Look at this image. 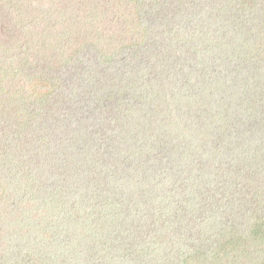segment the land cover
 Wrapping results in <instances>:
<instances>
[{
    "label": "trees",
    "instance_id": "obj_1",
    "mask_svg": "<svg viewBox=\"0 0 264 264\" xmlns=\"http://www.w3.org/2000/svg\"><path fill=\"white\" fill-rule=\"evenodd\" d=\"M64 1L66 5L62 0H0V22L3 20L4 26L9 28L6 35L0 32V176H4L6 183H3V194L0 195V264H61L57 259L63 260L64 253L53 254L60 250L68 252L64 264H76L73 263L75 258L85 260L84 264H136L138 261L139 264H264V204L254 205L256 210L250 214L251 221L244 224L240 232L230 219L224 218L221 224L213 220L197 223L199 218L209 216L208 208L223 194L229 195V190H233V194L239 192L240 201L247 203L255 197H264V156L257 158V154L248 150V142L240 140L235 142L236 147L230 146V156L223 154V144L230 145L228 130L234 128L230 124L236 126L239 120L233 118L226 106L227 99L231 98L224 93L222 80L202 83L200 77L173 82L164 77L165 81L155 83L159 74L150 75L148 68L144 69L147 71L138 70L133 75L126 74L132 82L128 91L122 88L118 92L116 84L117 89L112 84L102 85L103 90H94L98 95L95 94L93 101L89 99L91 106L103 107L97 123L99 127L90 128V133L83 132L87 130L86 126L80 130L76 120L70 124L72 120L68 119L67 113L58 112L61 118L51 124L41 117L36 129H32L33 135L37 132L35 138L25 139L20 146L16 132L11 137L1 136L5 130L1 126L5 122L15 126L16 131L29 130V121L46 107L49 95L43 90L53 92L54 87L40 65L45 52L52 47H67L71 56H77L85 48V44L77 45L78 40L87 43L90 41L88 37H100V52L106 54V42L111 46L115 39L120 40L124 31L128 35L134 30L121 22L126 16L118 11L124 8L122 2L132 7L139 4L145 9L152 2ZM158 1L162 5L167 0ZM187 1L192 6L199 2ZM210 1L216 9L208 12L207 21L198 22L193 28V36L201 38L197 45L206 44L219 29L231 33V39L238 41L237 63H244L248 68L246 73L240 68L232 83L237 90L251 85L244 94L254 86L264 105V87L260 83H251L253 77L257 81L262 78L257 62L264 55V51H258V47L264 46V22H260L259 28L255 27L256 31L248 29L246 32V21L255 22V14H260L258 0H232L228 7ZM206 2L204 0L203 5ZM157 6L156 2L149 8ZM101 9H110L113 13L108 23L111 32L101 29ZM73 10L78 12L74 14ZM135 11L141 9L136 7ZM167 19L172 22L170 29L174 36L172 28L179 24L170 16ZM238 19L244 22L239 24ZM60 22L62 26L55 31ZM230 23L236 26L234 31L228 27ZM116 26L123 27V30L119 32ZM137 31L130 36L133 40L121 45L120 50L127 46L150 51L149 45L158 43L161 35L156 32L166 30L152 26ZM62 33L67 36L64 46H60L57 40ZM57 34L60 35L55 37ZM9 35L16 40L9 41L6 37ZM175 38L178 41V35ZM115 51L119 50L106 54L110 61ZM34 56H37L38 63L33 72L25 64ZM160 56L161 53L154 57L156 65ZM235 59L232 54L225 60L232 63ZM147 60L149 62L150 58ZM116 75L122 77L121 73ZM16 77L19 79L14 82ZM118 77L107 83H117ZM170 84L173 91H168ZM167 92V97L162 96L161 93ZM37 96L40 102L44 99V107L40 102L31 107L35 101H30ZM126 96L132 98L131 104L125 103ZM136 103L145 106L143 111L148 118L145 128L140 127L139 119L132 118ZM243 107V103L235 105V109ZM159 112H163L169 122L160 120ZM151 118L153 121L149 120ZM152 133L159 143L165 135L175 139L176 145L150 161L146 155V143L154 140ZM128 137L132 142L126 145ZM31 142L32 148H29ZM185 144L188 149L193 148L191 153L187 148L186 152L183 150ZM197 148L198 153L194 151ZM159 152H163L162 146ZM215 161L223 163L219 166ZM25 162H32L33 168L32 165L26 166ZM9 175L17 180L10 181ZM29 177L35 179V184L29 183ZM219 178L223 180L218 181ZM41 180L56 184L55 192L60 198L64 192L58 187L66 188L67 203L58 206L54 215L47 213L50 204L39 209L36 205L39 201L33 196L31 202L15 196L21 188L31 193H34L32 189L44 188ZM258 180L263 185L258 186L256 192L254 187ZM187 185L190 187L186 190ZM122 195L125 196L124 203ZM97 197H105L106 212H109L106 218L98 213L90 218L91 213L88 214L95 208ZM229 202L234 206L238 199L232 198ZM119 203H123L125 213L121 212V206L117 208ZM217 217L220 216L217 214ZM59 219H67L65 226ZM197 226L204 228L199 235L191 231ZM126 243L147 245V253L139 254L137 250L139 259L125 255L122 247ZM171 246L177 253L172 259L168 257ZM164 256L165 263L161 260Z\"/></svg>",
    "mask_w": 264,
    "mask_h": 264
},
{
    "label": "rangeland",
    "instance_id": "obj_2",
    "mask_svg": "<svg viewBox=\"0 0 264 264\" xmlns=\"http://www.w3.org/2000/svg\"><path fill=\"white\" fill-rule=\"evenodd\" d=\"M62 1L63 3H65L64 0ZM144 1L147 3L149 0H144ZM203 1L204 0H199L197 5L194 4V6H192L188 3L187 0H167L166 3L162 5H159L160 3L158 0L157 1L152 0V2H149L150 4H156V2L158 3V6L155 9L149 8L150 4L147 5L148 9H145L143 6H140L139 4H136L134 7H132L131 4L130 5L128 4L127 6L125 1L122 2L124 8L119 9L118 11L119 14L124 13L126 16L124 22L122 19L121 22L124 23V25H126L127 27H130L131 29L134 30H132V34H128V35H126V32L124 31L122 36L119 37L121 41L119 39H115L111 46H109L108 42H106V44L108 45L107 47H105L106 54L108 52H112L114 49L119 50V51H115V56L114 58H112L111 61L109 58L106 57V54L102 55V53L100 52L101 50V48L99 47L100 37L96 39H91L93 37H88L90 38L88 39L90 41H88L87 43H85L81 39L78 40L77 45L85 44V48L77 56H71L70 52L66 51L67 47H61V49L52 47L50 51L45 52L44 58L40 56L41 61H43L42 63H40V65L42 68H44L43 69L44 73L48 74L46 78L50 80L51 84L53 85L54 87L53 92L52 90L49 89L43 90V92H46L49 95L47 99L49 101L46 102L47 104L44 103V99H42L40 102V98L38 96L32 101H30V102L35 101L34 105L31 107H34L37 102L42 103V106L43 105L45 106L46 104V107L39 112L37 117L29 121L28 123L29 130L24 129V131H19V130L16 131L15 126H10L7 122H5L1 126V128L5 129L1 132V136L11 137L16 132V137L18 138L16 140L19 143L18 146H20L23 144L25 139L30 137L35 138L37 132H35L33 135L32 129L33 128L36 129L37 127L36 123L38 121H41V117L46 118L48 122L51 124L61 118V115H57L58 112L67 113L68 119L72 120V123L70 124H73L74 120H76L77 125L81 127L80 130H83L84 127L86 126L87 130L84 129L83 132L90 133V131H88L90 128H94L95 126L99 127V124L97 123L102 117L100 115V112L103 107L102 105H97L95 108L91 106L90 100L93 101L95 94L98 95L94 90L96 89L103 90L102 89L103 87H101L102 85L116 84L117 88L119 86V90H118L115 85V88L117 89L118 92H120L122 88L123 90L125 89V91H128L132 85V82L128 79V76H126V74L133 75L138 70H139L138 72L147 71L144 69L148 68V72L150 75L159 74L158 75L159 78L155 81V83H160L161 81H165L164 77L167 80L170 81L173 80V82L174 81L181 82L182 80H184V78H186L187 80L188 79L193 80L195 78H200V77L201 79L199 80L202 83L206 81L208 82V81L222 80L223 86L225 87V88L223 87V91L224 93L229 94V97L231 98V100L227 99L226 106L229 107L230 112L234 115L233 118L239 120L236 126L234 123L230 124L231 126H234V128L228 130L231 134V136L229 135L227 137L229 138L230 145L226 143L223 144L222 151L224 156L225 157L230 156L232 147H236L235 142L238 143L237 140H240V141H247L248 150L251 151L252 154H257V158H262L264 156V105L259 100L260 97L257 94L259 90L255 91L254 86H252L251 89L246 94H244L247 88L251 85H247L246 87H242L237 90L235 89L232 83V81L238 76L236 72H238L240 68H242L244 73L248 71V68L244 63H237L238 49L236 46L238 41H233L231 33L230 35L226 34L223 30L220 29L215 31L212 38L204 45L198 46L197 43L201 40V38H196V36H193L194 25L197 24L198 22L202 23L205 20L207 21L208 12L214 11L216 9V6H214L210 0H207V2L204 5H203ZM215 2L217 4H223V5L226 4V6L228 7L232 2V0H215ZM258 2H259L260 14H255L256 17L255 22L246 21V23H248V26H246V32L248 29L256 31L255 27L259 28L260 22H264V12L261 10V8L264 9V0H258ZM136 7L140 8L141 11L136 12L135 11ZM221 10L223 11L222 6H221ZM73 12L74 14H76L78 10H73ZM101 12H102L101 20L103 21V25L101 26V29L111 32L112 28L110 27V29H108V27L110 26L108 23H110L113 13L111 12L110 9H107L106 11L105 9H101ZM168 16L171 17V20H177V23L179 24L177 25L176 28H172L174 30V36L172 30L170 29V27L172 26L171 24L172 22L168 21L167 19ZM242 20L238 19L239 24L244 22ZM61 26H62V22H60L59 25L54 28V30L58 31ZM152 26L157 27L160 30H166V31L163 33L161 31L156 32V34H161V35L158 43L155 44L149 43L150 44L149 48H151L150 51L139 50L138 48H128L127 46L120 50L119 47L121 45L123 44L127 45V43L133 40L130 39V36L137 34L138 33L137 30L142 29L144 27L152 28ZM228 27L232 28L233 31L236 29V26L232 25L231 23L229 24ZM116 28L119 32L123 30V27L121 26H116ZM262 30H263L262 35H264V29ZM8 31H9L8 26L7 25L4 26V22L2 20L0 22L1 34L6 35L5 33ZM107 34L109 35V32ZM58 35L60 34H57L55 37H57ZM177 35L179 37L178 41L175 38ZM6 37H8L9 41L16 40V39H12V36L10 35ZM233 37L236 39L238 38L237 36H233ZM66 38H67L66 33H62V35L57 39L59 41L60 46L65 45ZM229 40H231V43ZM33 42L34 41H32V43ZM177 42H179V46L177 45ZM32 43H30L29 46H32ZM167 45L169 46V49ZM193 45L195 47H193ZM255 45L258 47L257 44ZM198 47H203L207 49V51H202L201 48ZM258 51L263 52L264 46L261 48L258 47ZM160 53H161V56L159 57L160 61L158 60L156 65L154 62V57L158 56ZM232 54L236 56V59L232 63L227 62L225 59L228 56H231ZM36 58L37 56H34L28 63L25 64V66L29 71L34 72L35 68H37L38 60L36 61ZM149 58L150 61L148 62L147 59ZM257 64L260 65L259 72L262 78L259 81H257V79L253 77L251 78V83L252 84L260 83L264 87V55L259 57V61L257 62ZM120 73L123 77V81H121L122 77L119 78L116 75V74L119 75ZM116 77H118L117 83L115 81H113L112 83H107V81H109L111 78L115 79ZM17 79L19 78L16 77L13 81L15 82L17 81ZM173 85H175V83H173ZM162 86L163 85L160 84V87ZM173 89L174 87H172V85L170 84L168 91L171 90L173 91ZM91 91L93 93L90 95ZM161 94L162 96L167 97L169 95V92H167V94L166 93H161ZM239 98H241L242 101ZM126 99L127 100L125 101V103L128 101L131 104L132 101L130 100L132 98L126 96ZM254 102L256 103L253 106H251ZM240 103L244 104L243 109H235V105ZM144 109H145L144 104L136 103L135 106L132 108V112H131L133 119H139L138 121L139 123H141L140 127L142 128L146 127V122H147L146 120H148V118H146V113L143 111ZM158 115L160 117V120H164L163 122L166 123L168 121V119L166 118L163 112L162 113L159 112ZM3 119L5 118L3 117L2 120ZM149 120L153 121L152 118ZM236 130H238V133H236ZM74 131L77 132V129H75ZM83 136H87V135L84 134ZM151 136L155 137V134L152 133ZM158 137L160 138V136ZM158 140L159 139L156 136L154 140H149L146 143V155L148 160L150 161L157 159L160 155L164 153V151L168 152L169 149H172L176 145V143L174 142L175 139H173L171 136L163 135V140L160 141V143ZM130 141H131L130 137L126 138L125 144L129 145ZM32 142L30 143L31 146L29 148H32ZM160 146L163 147L162 153L159 152ZM196 147L194 146V148ZM186 148L187 147L185 144L183 146V150L185 151ZM187 151L191 153V151H193V148L192 149L187 148ZM194 151L197 153L200 152L199 149ZM215 163H217L220 166L223 162L215 161ZM109 164L111 165V163ZM25 165L30 167L32 165L33 168L32 162L31 164L30 162L27 163L25 162ZM85 168L89 170L87 167ZM8 179L10 181H15L17 180V177L9 175ZM28 180L29 183L35 184L34 178L29 177ZM221 180H223V178L218 179V181ZM3 183L6 184L4 176L3 177L0 176V195L3 194V187H4ZM41 185L44 188L41 187V188L32 189L34 193L28 192L26 191V189L24 190L21 188L15 192V196H17L19 199L24 198V200L27 202H31L33 196L34 199L40 202V203L39 202L36 203L39 209L41 208L45 209V206L50 204V207L47 209V213L54 215L58 209V206L64 204L66 205L67 203L65 201L67 199L66 196L67 191L65 190L66 188L61 186L58 187L59 190L65 193V194L62 193L60 198L59 196H57V192H55V188L57 189L56 184L51 185L48 181H43ZM262 185H263L262 181L258 180L257 184L254 187V190L258 192L257 191L258 186L261 187ZM189 187L190 186L187 185L186 190ZM46 188L49 190H47ZM136 190L137 189H133V191ZM233 192H234L233 190H229V195L223 194L218 202L214 203L213 206L208 208L209 216L199 218L197 223L202 222L204 220L206 222H208L209 220H213L214 222H216V224H221L220 221L223 220L224 218L226 220L230 219L231 221H234V224L237 226L236 231L240 232L241 229L243 228V225L251 221L250 214L256 210V206L254 205L264 204V197H255L254 199H252V202L247 203L240 201L242 197L241 194H239V192H236V194L235 193L233 194ZM89 195L90 194H88V196ZM232 198L238 199V202L234 204V206L229 202V200ZM97 199L99 200L96 201L95 208H93L88 214L91 213L90 218L94 213L103 215L106 218L109 212H106L107 205L105 204L106 203L105 197H97ZM121 200L124 203L125 201L124 195H122ZM226 201L228 203H225ZM123 203H119L117 208L121 206L122 207L121 212L125 213L126 211L123 208ZM125 205L127 208L130 209L128 204L125 203ZM86 212L83 215H86ZM49 214L47 216H52ZM68 214L69 213H67L66 215ZM217 214L220 216L219 218L217 217ZM66 220L67 219H63L62 221L61 219L60 224L62 226H65ZM206 229H208V227L205 228V230ZM59 231L63 234L61 230ZM191 231L192 233L194 232L197 235H199L201 234V232L204 231V228H202L201 226H197L194 230ZM175 250L176 249L171 246V250L170 252H168L169 258L172 259L173 256H176L177 253L175 252ZM63 253H64L63 260L62 258L57 259V262H62L61 264H64L66 262L64 258L67 257L68 252H66V250L64 251L60 250L53 253L55 255L57 254L62 255ZM81 257L83 258V256ZM161 260H163V262L165 263V256ZM73 263L84 264L85 260L82 259L78 261V259L75 258V261ZM136 264H139V261Z\"/></svg>",
    "mask_w": 264,
    "mask_h": 264
},
{
    "label": "clouds",
    "instance_id": "obj_3",
    "mask_svg": "<svg viewBox=\"0 0 264 264\" xmlns=\"http://www.w3.org/2000/svg\"><path fill=\"white\" fill-rule=\"evenodd\" d=\"M122 248H123V254H125V255H133V256L138 258L139 255L137 253V250L139 251V254H141V253L146 254L148 246L147 245L136 244V243H126L125 246L122 247ZM147 257L150 258V256H147Z\"/></svg>",
    "mask_w": 264,
    "mask_h": 264
}]
</instances>
